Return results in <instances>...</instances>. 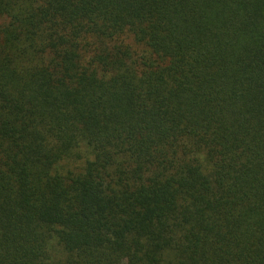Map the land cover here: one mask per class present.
Masks as SVG:
<instances>
[{
	"label": "trees",
	"instance_id": "obj_1",
	"mask_svg": "<svg viewBox=\"0 0 264 264\" xmlns=\"http://www.w3.org/2000/svg\"><path fill=\"white\" fill-rule=\"evenodd\" d=\"M0 264H264V0H0Z\"/></svg>",
	"mask_w": 264,
	"mask_h": 264
}]
</instances>
